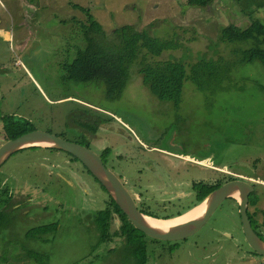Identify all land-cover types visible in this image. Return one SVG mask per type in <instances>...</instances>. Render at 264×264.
<instances>
[{
    "label": "rangeland",
    "instance_id": "obj_1",
    "mask_svg": "<svg viewBox=\"0 0 264 264\" xmlns=\"http://www.w3.org/2000/svg\"><path fill=\"white\" fill-rule=\"evenodd\" d=\"M76 8L88 10L107 37L132 26L173 38L180 47L158 57L141 49L123 92L110 98L101 82L63 79L62 67L85 44L86 17ZM251 19L264 24V0H212L205 8L189 7L188 0H0V147L6 142L1 116L27 119L36 130L83 144L94 154L109 150L107 169L122 176L132 193L135 182L142 183L139 191L152 189L140 177L138 163L121 162L117 155L137 151L142 142L147 159L176 185V195L158 184L159 192L140 196L159 217L191 211L190 198L164 201L188 195L191 182L213 180L211 170L196 164L226 166L264 180V67L238 62L252 40H221L223 29L248 28ZM202 58L234 64L229 79L213 81L206 90L187 80L178 107L159 101L139 73L143 63L179 60L191 74ZM5 189L15 197L11 210L24 202L12 230H0V264H40L30 251L46 254L48 264H131L121 238L94 249L93 217L107 194L67 154L45 149L15 154L0 169V191ZM52 223L59 229L48 243L26 238L28 230ZM118 225L114 220L111 230ZM144 239L146 264H264V257L247 246L238 208L230 201L198 233L173 247Z\"/></svg>",
    "mask_w": 264,
    "mask_h": 264
},
{
    "label": "trees",
    "instance_id": "obj_2",
    "mask_svg": "<svg viewBox=\"0 0 264 264\" xmlns=\"http://www.w3.org/2000/svg\"><path fill=\"white\" fill-rule=\"evenodd\" d=\"M211 2L212 0H188V6L205 8ZM76 10L86 17L87 25H82L81 27L85 44L83 48L77 49L76 58L73 62L62 67L63 79L82 83L101 82L105 86L106 95L110 98L118 97L123 92L129 79L130 67L138 60L141 49H145L146 53L151 56L158 57L164 50H175L180 47L179 42L173 38L163 39L155 37L147 31H139L132 26L114 29L111 36L107 37L88 10L81 8H76ZM221 40L225 42L252 40V45L243 49L239 54L238 62L249 64L257 61L264 67V24L260 21L251 19L248 28L231 26L223 29ZM228 63L224 62L223 59L213 61L212 59L206 60V58H202L192 65L191 74H188L186 66L181 61L166 60L143 63L139 73L141 74L142 82L159 101L170 102L178 107L181 103L184 84L187 80H192L200 89L206 90L213 81L222 82L229 79L234 64ZM1 119L3 121L5 141L36 130L31 121L27 119H15L10 115L1 116ZM82 126L91 129L88 124H83ZM103 153L107 155L110 152L105 150ZM74 160L77 162L76 159ZM101 189L105 192L102 187ZM193 190L195 205L191 210L203 203L213 189L208 187V182H200L194 183ZM9 195L11 194L6 189L0 191V230L5 229L9 225L11 215L15 214L13 209L11 210L12 206L10 205L12 195ZM3 205L10 207L4 210L2 209ZM140 210L144 215L159 220L182 217L188 212L179 213L177 216L159 217L144 208H140ZM114 220H118L119 225L117 229L112 231L111 225ZM93 222L98 233L94 249L100 244L112 242L114 238H121L130 255L131 264H146L148 262L149 255L147 254V244L144 239L146 236L131 224L120 207L115 205L108 195L104 208L95 214ZM58 229V223L41 225L28 230L25 236L27 239H37V241L48 243ZM151 241H154V239H151ZM29 257L34 258L40 264H48V256L46 254L30 251Z\"/></svg>",
    "mask_w": 264,
    "mask_h": 264
},
{
    "label": "water",
    "instance_id": "obj_3",
    "mask_svg": "<svg viewBox=\"0 0 264 264\" xmlns=\"http://www.w3.org/2000/svg\"><path fill=\"white\" fill-rule=\"evenodd\" d=\"M33 148H49L67 153L76 158L105 190L115 205L120 207L131 224L137 230L143 232L146 237L154 239V241H186V239L198 233L208 223L209 217L212 216L221 203L233 196L243 195L241 201V213L243 216L242 223L246 241L259 256L264 257V242L254 232L246 215V206L248 202L247 193L252 191V188L247 183H231L209 195L208 198L199 205H204L203 211H201L199 216L188 225L169 228L156 227L148 220L151 217L144 215L143 212L139 210L135 201L121 181L104 167L96 154L80 146L78 143L68 141L55 134L34 130L6 141L0 147V169L15 154Z\"/></svg>",
    "mask_w": 264,
    "mask_h": 264
},
{
    "label": "flooded vegetation",
    "instance_id": "obj_4",
    "mask_svg": "<svg viewBox=\"0 0 264 264\" xmlns=\"http://www.w3.org/2000/svg\"><path fill=\"white\" fill-rule=\"evenodd\" d=\"M78 144H80V143H78ZM80 146L90 150L89 148L83 146V144H80ZM45 150H47V149L45 148ZM142 150H144V146H143L142 142H140V143L138 142L137 151L133 150L130 153H128L129 151L123 150L121 152V155L120 154L117 155V159L122 162L124 159L130 158L131 161H133L135 163H138V173H139L140 177H144L145 180H146V184L149 185L150 188L152 189L149 192H152V191H154V193L155 192H159V190L161 189V186H164V187H166V189H167V187H170L169 189L171 191H170L169 196L175 194L176 190H174V189H175L176 185L173 184V183L171 184V182H169V178H168L167 173L161 168L160 165L156 164L153 160H151V161L148 160L147 159L148 155H147L146 151L142 152ZM51 151H53V150H51ZM55 151L57 152V150H55ZM148 151L150 152V150H148ZM59 152H61V151H59ZM65 154H67V153H65ZM67 155L69 157H71L72 159L74 158L73 156H71L69 154H67ZM97 156L101 160V162L104 165V167L107 169L106 163L110 160L109 159L110 153L105 155L102 152V153H100V155H97ZM153 158L161 160L159 157H156V156L153 157ZM74 159H76V158H74ZM74 159H73V162H76ZM191 163H193V162H191ZM76 164H79L80 168L83 169V172L86 173L87 175H89L93 180H95L89 174V172L82 166V164H80L78 161L76 162ZM196 165H199V166H202V167H206L207 169L211 170L212 173H213V180L208 182V187H211L213 189L212 192L209 193V195H211L215 191L219 190L223 186L231 184V183H235V182L247 183L252 188V191L247 193L248 202H247V206H246V215L248 217V220L250 221L252 229L254 230V232L264 242V180H262L259 177H247V176H243V175H239V174H234L231 171H229L228 167H226V166L223 167V168H219V167H215L213 165H207V166L202 165V164H196ZM256 167L257 166H255L254 168H256ZM140 168L143 169L142 170L143 173L141 172ZM107 170L110 171L109 169H107ZM115 177H117L121 181V183L124 185V187L127 189V187L123 183L122 176L121 177L115 176ZM96 183L100 186V184L97 181H96ZM196 183H200V182H196ZM141 184L142 183H140V182H135L134 184L131 183L132 193L129 191V189H127V191L130 193L131 197L135 201V203L138 206L139 210H140V208H144L147 211H149L147 209L148 208V204L146 203L145 199H143V201H142L141 198H140V196L143 197V194H147L149 192L148 191H142V190L139 191L138 188L140 189V185ZM158 184L161 185V186H158ZM189 187H191V192L188 195L185 194L184 197L178 196V197H174L172 199H168V200L164 201L165 204H170L171 202H174V201H177V200H183L185 198H190L189 200H191V201L193 200L194 201V199H195V194H194V190H193L194 182H191L189 184ZM136 193H138L139 195L136 194ZM11 195H9V196L12 197L10 205L13 206V198H15V197H14L13 194H11ZM167 196L168 195H164V198H166ZM242 196H240V195L239 196L238 195L233 196V197L227 199L225 202L230 201V202H232L235 205V207L238 208V212H239V215H240V218H241L242 231H243V234H244L243 223H242L243 216H242V213H241V201H242V198H243ZM23 202L24 201L22 199V201L18 202V205L16 207H19L18 209H20V207H22V205H23L22 204ZM225 202L220 204V206L215 210V212L212 214V216L209 217L208 221L211 220L217 214V211L223 206V204ZM162 204H164V203H162ZM7 207H10V206L3 205L2 209L7 210ZM18 209H16V208H15V210L13 209V213H15L16 210H18ZM152 213H154V212H152ZM13 217H15L17 219L16 214H14L13 216L11 215V219L9 221L10 223L5 228V230H7L8 232H10V229L12 230ZM244 237H245V234H244ZM29 241H32V239H29ZM162 242H165V241H162ZM245 242H246L247 246L251 249V251L254 252V254H257L248 245V243L246 241V237H245ZM176 243L177 242H167V244L170 245L171 247H173Z\"/></svg>",
    "mask_w": 264,
    "mask_h": 264
},
{
    "label": "bare ground",
    "instance_id": "obj_5",
    "mask_svg": "<svg viewBox=\"0 0 264 264\" xmlns=\"http://www.w3.org/2000/svg\"><path fill=\"white\" fill-rule=\"evenodd\" d=\"M204 205L196 207V209L188 212V214H185L183 217H177L174 219L170 220H159V219H154V218H149L148 220L150 223L156 227H164V228H169V227H183L185 225H188L196 219L201 211H203Z\"/></svg>",
    "mask_w": 264,
    "mask_h": 264
},
{
    "label": "crops",
    "instance_id": "obj_6",
    "mask_svg": "<svg viewBox=\"0 0 264 264\" xmlns=\"http://www.w3.org/2000/svg\"><path fill=\"white\" fill-rule=\"evenodd\" d=\"M196 209V208H195ZM194 210V209H193ZM192 211V210H191Z\"/></svg>",
    "mask_w": 264,
    "mask_h": 264
}]
</instances>
